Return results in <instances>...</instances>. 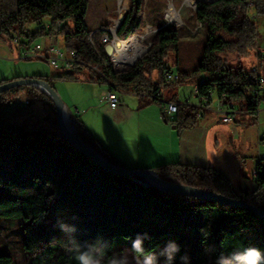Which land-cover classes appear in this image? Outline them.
<instances>
[{
	"label": "trees",
	"instance_id": "16d2710c",
	"mask_svg": "<svg viewBox=\"0 0 264 264\" xmlns=\"http://www.w3.org/2000/svg\"><path fill=\"white\" fill-rule=\"evenodd\" d=\"M144 1L129 0L116 31L121 40L142 32ZM88 6L89 0H0V40L16 49H28L46 35L61 37L63 49L74 51L78 59L65 67L68 71L54 77L81 73L78 78L107 83L158 102L165 99L164 86L188 81L197 86V103L201 105L210 106L217 96L223 106L258 113L255 91L262 73L244 61L258 50L254 17L264 15V0L197 2L194 17L201 23L204 42L202 57L191 70L180 68L178 61L169 64L171 53L179 50L183 27L164 25L161 11L152 19L157 30L149 48L134 64L116 66L101 41L104 28L115 22L91 29L86 20ZM28 24H35L36 29H28ZM16 36L19 44L14 42ZM168 73L177 78L167 82ZM18 77L22 76L13 78ZM31 77L51 84L46 75ZM8 80L3 78L0 83ZM22 94L40 95L56 112L50 95L29 84L0 92V106ZM204 110L182 102L171 121L179 129L190 128ZM79 115L73 117L76 132L86 143L108 161L135 169L106 149ZM151 169L165 180L264 209L261 162L257 163L252 188H236L228 175L211 165L169 161ZM0 217L25 219V264H78V251L87 250L89 244L97 245V257L104 255L101 264H111L113 258L126 264L128 257H138L131 250L135 238H142L145 254L173 238L180 251L171 254L172 264H242L234 254L248 247L264 253V217L246 206L169 193L145 184L140 177L114 173L71 144L58 125L51 130L26 115L0 119ZM118 241L121 244L114 252ZM13 261L11 254L0 249V264Z\"/></svg>",
	"mask_w": 264,
	"mask_h": 264
},
{
	"label": "crops",
	"instance_id": "0c3cea01",
	"mask_svg": "<svg viewBox=\"0 0 264 264\" xmlns=\"http://www.w3.org/2000/svg\"><path fill=\"white\" fill-rule=\"evenodd\" d=\"M112 12L114 13V9ZM114 17L115 15L111 16L106 24L103 22L95 28L112 24L111 19L114 20ZM28 29L35 30L36 25L28 24ZM59 39L61 37L46 35L36 42L46 46L58 45L53 41ZM0 47L1 56L8 59L20 58L15 47L12 51L7 47ZM256 68L259 70L257 66ZM9 73L11 69L1 70L0 79L7 78ZM16 75L18 72L9 77ZM104 84L106 88L101 91L102 103L88 100L81 110L78 106L75 107V114L81 115L90 133L124 164L135 169H151L154 165L169 161L211 165L228 175L236 188L254 186L257 163L264 165V111L251 114L243 109L234 121L224 122L218 112L220 100L215 96L213 100L217 104L211 103V108L201 113L197 124L179 129L167 118L163 100L158 102L150 100L148 96H138L126 97L127 101L123 102L124 99L120 97L119 105L114 108L103 99V92L108 88L107 83ZM178 85L180 84L173 87L178 95L182 92L181 97L176 100L167 95L165 90L169 85H166L162 88L164 100L197 104L195 85L192 83L190 89L183 88L182 85L178 89ZM27 99H17L0 108L9 117H14L18 113H24L21 107Z\"/></svg>",
	"mask_w": 264,
	"mask_h": 264
},
{
	"label": "rangeland",
	"instance_id": "374dc122",
	"mask_svg": "<svg viewBox=\"0 0 264 264\" xmlns=\"http://www.w3.org/2000/svg\"><path fill=\"white\" fill-rule=\"evenodd\" d=\"M122 1V0H121ZM120 4L118 0H89V6L87 11V24L93 30H95L99 24H106L108 20H110L111 16H114V20L111 19V22H115L120 17V14H124V12L129 7V0H124ZM175 6L180 11L182 17V23H176L173 21H169L166 18V9L169 3V0H145L144 8L142 13V18L144 23V28L142 33L144 32L145 39L143 41L144 44H148L151 42L152 36L155 33L154 26L152 25V19L157 15L158 11L163 13V17L161 22L163 24L172 23L178 27H183L181 34V41L179 43L178 52H173L170 55L169 64L172 62L178 61L179 67L187 70H191L194 66H196L203 53V38L201 33V23L197 21L194 17V7L192 5L183 4L182 0H173ZM128 4V5H127ZM125 5V7L123 6ZM114 9V13L112 10ZM255 15V14H254ZM253 15V16H254ZM254 20L257 24L258 29V50L257 53L253 55V57L247 61H244L246 65L252 64L259 68V71L264 75V15L254 17ZM42 38H38L40 40ZM44 41V39L42 40ZM54 44H57L59 47H63L62 40L59 39L53 41ZM0 46L9 48L10 51L14 49L10 42L0 40ZM0 47V52H1ZM17 55V51H15ZM12 53V52H11ZM15 55V56H16ZM10 56V55H9ZM14 57V56H13ZM228 57H233L228 55ZM237 62V59H235ZM126 65H119L118 67H124ZM6 68L11 69V73L9 76H12L15 72H18L16 76L22 77H31L36 74L46 75L51 82V85L55 88L58 95L61 97L63 102L65 103L68 113L69 120L76 132L74 116L76 111V106L83 108L88 100L93 102H100L101 99V91L106 88V85L103 83H98L96 81L87 80L84 78H78L81 73H74L70 76H65L62 78L54 77V75L65 73L67 68H54L52 67L48 61L45 59H25V58H17V59H8L0 55V72L1 70H5ZM175 71H177L176 66H174ZM7 77L4 79L11 80L12 77ZM1 80V79H0ZM191 82H183L177 86L179 89L180 86L183 88L190 89ZM174 85H169L166 88L165 92L170 97L175 98L176 100L181 97L182 92L180 91L179 95L176 92V89L173 87ZM119 96L124 99L123 102L127 101L126 97H138L132 92L119 90ZM175 94V95H173ZM27 99L28 103L25 102L24 106L21 107L24 113H18L15 116H30V120L32 122H36L37 124L48 127L51 130L57 129V117L56 112L53 109H50L44 99L38 95H27L22 94L17 99L23 100ZM16 99V100H17ZM26 100V101H27ZM183 101V100H182ZM102 103V102H100ZM212 104H217L216 100L212 101ZM1 107V106H0ZM264 111V102H261L258 107V113ZM4 118H12L9 117V114L5 110H1L0 108V119ZM81 118V115H79ZM82 119V118H81ZM25 223V219L23 217H0V249L4 253H9L14 257V261L12 264H25L28 259L27 253L24 251L22 246V236H23V224ZM142 239V238H140ZM173 243L174 239L170 238L161 243L157 248L151 250L145 255L158 256L161 248L165 243ZM121 244L120 241L115 245L114 252H117L118 246ZM165 255H168L165 252ZM138 259L142 262L144 257H128L126 264H137Z\"/></svg>",
	"mask_w": 264,
	"mask_h": 264
},
{
	"label": "water",
	"instance_id": "95a60500",
	"mask_svg": "<svg viewBox=\"0 0 264 264\" xmlns=\"http://www.w3.org/2000/svg\"><path fill=\"white\" fill-rule=\"evenodd\" d=\"M199 1H207V0H197L193 1L191 5L196 9L197 8V2ZM124 14H122L119 18L116 31L118 30L119 26L121 25L122 18ZM165 25V24H164ZM149 48V47H148ZM147 48V49H148ZM106 52L112 56L113 53V47L110 44L105 45ZM134 64V63H133ZM34 85L44 92H46L50 97L53 99L56 107V117L58 122V127L64 136L71 144H73L77 149H79L81 152L85 153L89 157L95 159L98 161L104 168L122 175H127L132 178L140 177L141 180L150 186L157 187L161 191L169 192V193H176V194H182V195H190L201 199H214L218 200L220 202H224L227 204L232 205H244L253 212H255L257 215H260L264 217V209L255 207L251 204L245 203L241 200L209 191L206 189L186 185L183 183H177L165 180L161 178L155 171L152 169H129L125 168L121 165L112 163L108 161L104 155H102L100 152L96 151L93 147H91L88 143H86L77 133L69 134L65 131L64 123H63V114H64V107H66L65 103L61 99V97L56 92L55 88L46 80L36 77H18V78H12L11 80L5 81L3 83H0V92L3 90L20 86V85Z\"/></svg>",
	"mask_w": 264,
	"mask_h": 264
},
{
	"label": "built area",
	"instance_id": "2783aa9c",
	"mask_svg": "<svg viewBox=\"0 0 264 264\" xmlns=\"http://www.w3.org/2000/svg\"><path fill=\"white\" fill-rule=\"evenodd\" d=\"M118 20L115 21L112 25H109L104 28L101 41L104 44H110L113 47V53H112V60L116 66L119 65H131L133 64L136 59H138L149 47L150 43L144 44L143 41L145 39L144 32L142 33H136L129 35L125 40H121L117 34H116V27L118 24ZM48 28V25L46 26ZM156 32V28H154ZM135 40L141 47H145L144 50H142L141 54H138L133 62H124V61H116L114 59V54L118 52V48L121 47L124 43H128L132 40ZM19 37L14 38V42L16 44H19ZM19 57L20 58H36V59H45L49 62V64L54 67L55 69L61 68V67H69L72 63H75L77 61V56L74 51H66L63 48L57 46V45H43L40 42L34 43L31 45L28 49L19 47ZM94 69H98L97 65H93ZM256 69V67H254ZM257 70V69H256ZM177 78L176 74L168 73L166 74L167 81H171ZM258 89L255 91V102L258 104V107L261 102H264V76L262 74H258ZM195 90L197 91V86L195 85ZM119 90L111 87L108 85V88L103 92V99H106L109 102V105L111 107H117L120 103V96H119ZM133 93V92H132ZM135 94V93H134ZM165 102V111L167 113V118L171 121L175 118L178 105L179 103L172 101V100H164ZM28 103V100L26 101ZM187 102V101H186ZM197 105L203 109H210L211 107L208 105L197 103ZM258 110V109H257ZM218 112L222 115V120L224 122H232L234 121L236 115L241 112L237 107L234 106H223L222 101L220 100V108L218 109ZM201 115V113L199 114Z\"/></svg>",
	"mask_w": 264,
	"mask_h": 264
},
{
	"label": "clouds",
	"instance_id": "9594fccd",
	"mask_svg": "<svg viewBox=\"0 0 264 264\" xmlns=\"http://www.w3.org/2000/svg\"><path fill=\"white\" fill-rule=\"evenodd\" d=\"M150 239V237H148ZM132 244V252L137 254L138 257H144L141 262L138 259L137 264H172L174 256L172 253H177L180 251L179 245L176 243H165L161 248L158 256L145 255L144 242L140 238H135L131 240ZM97 245L89 244L87 250H80L76 255V260L78 264H101L104 259V255L97 257L95 255V250ZM165 252L169 253V255H165ZM234 258L238 261H241L242 264H264V253L254 247H248L242 253L234 254ZM182 259H184L182 257ZM111 264H118V261L113 258L111 260Z\"/></svg>",
	"mask_w": 264,
	"mask_h": 264
},
{
	"label": "bare ground",
	"instance_id": "6f19581e",
	"mask_svg": "<svg viewBox=\"0 0 264 264\" xmlns=\"http://www.w3.org/2000/svg\"><path fill=\"white\" fill-rule=\"evenodd\" d=\"M121 0H118V3L120 4ZM123 1V0H122ZM121 1V2H122ZM126 0H124L125 2ZM193 1L197 0H182L183 4L185 5H191ZM128 5V4H127ZM125 7V5H123ZM121 16V14H120ZM119 16V17H120ZM166 18L169 21H173L176 23H182V17L180 14V11L175 6L173 0H169L167 9H166ZM145 47H141L134 39L128 43H124L121 47L118 48V52L114 54V59L116 61H124V62H133L134 58L142 53V50H144ZM63 123L65 127V131L69 134H74V129L70 123L69 120V113L67 108L64 107L63 109Z\"/></svg>",
	"mask_w": 264,
	"mask_h": 264
}]
</instances>
